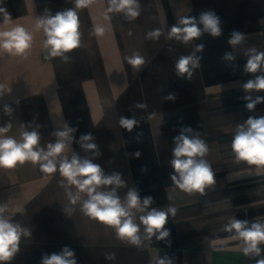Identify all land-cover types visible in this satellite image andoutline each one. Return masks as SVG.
<instances>
[{
    "label": "crops",
    "instance_id": "obj_1",
    "mask_svg": "<svg viewBox=\"0 0 264 264\" xmlns=\"http://www.w3.org/2000/svg\"><path fill=\"white\" fill-rule=\"evenodd\" d=\"M140 5L141 14L132 22L123 13H111L105 20L107 0H93L79 9L81 47L64 62L48 57L43 31L35 23L46 9L54 15L74 7V0H3L0 7L12 21L4 24L0 16V31L20 24L33 34V42L26 57L0 53V85L5 90L0 126L11 123L6 135L21 140L28 125H40L44 148L55 142L51 133L65 123L76 128L66 150L69 158L74 153L99 164L105 174L121 173L127 184L118 189L121 199L135 187L141 199L154 198L150 207L176 208L165 225L170 235L144 240L140 247L118 239L114 228L84 215L79 203L70 204L59 171L45 174L39 164L25 162L0 169V204H8L13 222L32 231L21 238L19 251L7 264H41L43 255L59 253L64 246L75 251L77 264H158L164 258L171 264H255L261 258L244 256L241 241L232 239L223 226L233 218L264 222V168L237 163L231 148L237 125L250 116H264V103L254 111L246 109L248 93L242 87L264 74L244 71L245 53L251 48L264 51V0H140ZM208 10L221 20V37L204 33L189 44L168 38L178 16L198 18ZM94 25L103 26L105 34L94 36ZM157 28L160 38L146 39V33ZM233 30L246 36L234 49L227 43ZM201 43V67L190 80L177 77L178 58ZM226 51L236 59L223 60ZM133 53L145 60L139 70L127 63ZM169 94L175 99H164ZM252 95L264 96V90ZM138 103L146 107H136ZM5 105L12 108L11 115L5 114ZM121 116L134 117L138 126L128 132L119 124ZM187 126L206 142L204 159L215 173L216 183L203 195L188 194L169 179L173 138ZM86 133L94 137L99 156L76 142ZM137 150L138 159L133 155ZM108 253H115L114 261L105 259Z\"/></svg>",
    "mask_w": 264,
    "mask_h": 264
},
{
    "label": "clouds",
    "instance_id": "obj_2",
    "mask_svg": "<svg viewBox=\"0 0 264 264\" xmlns=\"http://www.w3.org/2000/svg\"><path fill=\"white\" fill-rule=\"evenodd\" d=\"M3 0H0L2 3ZM108 7L104 15L105 20H110L111 13H123L129 22L135 21L141 14L140 0H107ZM93 0H74V7L67 8L51 14L46 9V15L37 18L35 28L42 30L45 39L43 47L50 58L60 57L64 62L70 60L68 55L73 50L81 47V31L79 9L88 8ZM0 16L3 23L12 21L10 13L0 7ZM204 33L213 38L223 35L221 20L212 10L202 11L199 17L178 16L177 22L168 30V38L175 39L183 44H189L199 39ZM92 34L101 37L105 34V28L94 25ZM130 36L131 32L128 33ZM162 35L161 29H153L146 33V39L158 40ZM246 39L245 34L233 30L227 41L231 48L242 44ZM33 34L24 26L17 24L10 30L0 31V53L10 56L26 57L32 47ZM204 44H196L189 55H182L175 64V73L181 79H191L194 72L201 67ZM247 56L244 71L256 74L264 72V51L251 48L245 53ZM127 63L134 69H140L145 64L144 58L139 53H133L126 57ZM223 60L234 61L236 57L232 52H225ZM243 90L248 95L244 99L248 111H254L257 104L264 103V96H255L253 92L264 90V74L255 75L243 84ZM11 88L7 89V93ZM5 94L4 86L0 85V97ZM174 100L175 94L164 97ZM136 107L144 108L146 105L137 104ZM12 108L5 105L6 115L12 114ZM120 126L132 132L138 126L137 120L121 116ZM40 125L31 130H24L22 139L17 140L6 135L11 129V123L0 126V169H14L25 162L39 164L40 170L45 174H53L59 171L64 178L60 183L65 188L71 205L80 204V211L109 227L114 228L118 239L125 240L131 245L140 247L144 240H165L170 232L165 228L169 216H175L176 208L167 206L163 208L150 207L154 203L152 196L141 199L139 191L129 188L126 196L121 199L118 189L127 187L122 174L113 172L108 175L99 164L93 163L89 158H81L76 154H66V150L75 140L76 128L67 123L62 129L55 130L51 134L56 137L54 143H48L46 148L40 146L41 134L38 131ZM190 126L182 127L180 134L173 138L172 159L170 161L173 171L169 174L172 184L180 190L192 194L199 192L205 194V188L216 183L215 173L211 165L204 159L208 152L206 142L200 138L199 132H195ZM191 134V135H190ZM139 135L137 139H139ZM86 152L99 156L100 152L91 133L82 134L79 140ZM235 161L245 162L249 166L264 168V116H250L244 123L237 125L231 144ZM135 158L141 156L137 150ZM141 171H146L142 167ZM73 187L75 191H73ZM86 197V198H85ZM22 211V209H18ZM8 204H0V264H7L19 251L22 237H30L32 231L19 223L13 222L7 213ZM139 217H137V214ZM137 218L139 223H137ZM143 226V237L140 235ZM223 231L230 233L232 239L241 241V251L249 258L261 257L255 260V264H264L262 249L264 245V222L254 220H240L233 218L223 226ZM106 260H115V253L105 255ZM41 264H77L75 251L64 246L59 253L45 254L41 258ZM158 264H171L167 258L159 259Z\"/></svg>",
    "mask_w": 264,
    "mask_h": 264
}]
</instances>
